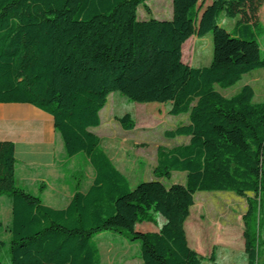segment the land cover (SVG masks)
<instances>
[{
  "label": "trees",
  "instance_id": "trees-1",
  "mask_svg": "<svg viewBox=\"0 0 264 264\" xmlns=\"http://www.w3.org/2000/svg\"><path fill=\"white\" fill-rule=\"evenodd\" d=\"M147 0H0V103H29L49 114L68 156L83 153L94 170L85 191L54 208L27 192L15 178V143L0 140V198L7 193L10 220L7 264H100L97 235L111 230L138 241L141 264H201L204 257L184 235L197 191L247 192L243 215L246 264H264V99L252 102L249 84L225 97L216 89L236 84L264 68L258 37L264 32L259 10L264 0H172L170 19L137 18ZM222 15L235 19L227 30ZM212 34L208 64L191 66L182 47L191 36ZM119 92L138 103H170L168 114H187V123L164 136H188L186 144L156 148V178L185 172L178 192L162 182L130 185L90 128L100 124L108 95ZM132 129L129 113L119 117ZM165 222L157 231L137 223ZM215 261L214 248L209 255ZM0 264H5L0 257Z\"/></svg>",
  "mask_w": 264,
  "mask_h": 264
},
{
  "label": "rangeland",
  "instance_id": "rangeland-1",
  "mask_svg": "<svg viewBox=\"0 0 264 264\" xmlns=\"http://www.w3.org/2000/svg\"><path fill=\"white\" fill-rule=\"evenodd\" d=\"M210 1L204 0V3L207 4ZM136 13L139 20H146L150 17L170 19L172 0H147L145 7L142 5L137 7ZM258 14L264 27V4ZM234 21L235 19L222 15L218 17V23L227 30L233 26ZM258 43L263 53L264 32L258 37ZM211 56V32L202 37L191 36L183 44L182 60L193 66L208 64ZM245 84H249L254 90L252 102H261L264 99V68L244 74L233 86L221 88L216 85V89L223 96L230 97L239 92ZM169 107L170 103H138L115 91L108 95L106 104L99 112L100 124L90 128L100 137L101 146L105 148V152L115 166L127 177L131 186L144 180H157L162 182L164 191L178 192V187L184 185L185 172L172 171L169 178H156L153 175L158 146L171 148L189 141L188 136L173 138L164 136L166 129L187 123V114H168ZM124 113H129L135 120L134 128L123 129L120 126L117 119ZM58 139L60 140V138ZM81 157H85V155L81 153L76 159L81 160ZM80 166L84 175L90 176L91 172L93 173L92 166H89L90 170L85 169L82 162ZM190 196L193 203L187 206L188 215H183V211H176L172 203L170 204V213L174 219L183 218L184 235L189 246L204 257L201 264H246L243 215L247 209V198H253L254 194L247 192L245 196H238L233 191H197ZM8 198L7 193L0 198V218L5 223L10 220L11 216L10 206L7 209V205L4 203ZM45 204L53 206L47 201ZM58 206L63 205L59 204ZM155 217L154 222L137 223L136 229L142 231L158 229L165 222V218L161 213L156 214ZM256 230L262 237L264 223L258 226V221H256ZM1 237L6 243L0 250V257L7 264L9 233L6 228L1 231ZM96 237L101 253L100 264L142 263L138 254V241L127 240L122 233L111 230L103 231ZM213 248L215 262L209 260ZM261 254L264 256L262 248ZM262 258H260L259 264H261Z\"/></svg>",
  "mask_w": 264,
  "mask_h": 264
},
{
  "label": "crops",
  "instance_id": "crops-1",
  "mask_svg": "<svg viewBox=\"0 0 264 264\" xmlns=\"http://www.w3.org/2000/svg\"><path fill=\"white\" fill-rule=\"evenodd\" d=\"M58 138L49 114L29 103H0V140L15 143L17 184L27 192L39 194L43 203L63 208L77 189L85 191L89 187L94 170L90 176L84 175L80 164L90 170L88 159H76L81 153L68 156ZM4 203L9 209V198Z\"/></svg>",
  "mask_w": 264,
  "mask_h": 264
}]
</instances>
